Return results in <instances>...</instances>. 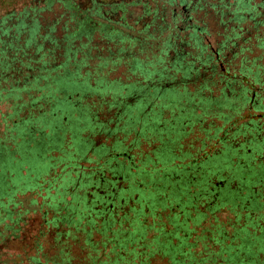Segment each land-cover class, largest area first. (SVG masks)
I'll return each mask as SVG.
<instances>
[{"label":"trees","instance_id":"16d2710c","mask_svg":"<svg viewBox=\"0 0 264 264\" xmlns=\"http://www.w3.org/2000/svg\"><path fill=\"white\" fill-rule=\"evenodd\" d=\"M0 120V264H264V0L1 9Z\"/></svg>","mask_w":264,"mask_h":264},{"label":"rangeland","instance_id":"374dc122","mask_svg":"<svg viewBox=\"0 0 264 264\" xmlns=\"http://www.w3.org/2000/svg\"><path fill=\"white\" fill-rule=\"evenodd\" d=\"M21 0H0V10L2 9H11L12 7H14V5L16 3H19ZM5 109V106H2V110ZM101 121H106L103 118H100ZM2 123L0 120V133H1V127ZM110 126V125H109ZM84 136L87 137L88 140H90L91 144H93L92 146H96L97 148L101 149L103 148L102 145L105 146H110L111 143L114 140V135L112 138H107L104 135H92V134H88L85 133ZM145 147V146H144ZM144 147H142V149H144ZM185 150H187L186 148H184ZM57 154H54V156H56ZM88 165V164H85ZM69 181V180H68ZM24 198V197H23ZM221 218H223V216H221ZM25 219V223L26 226H20V232H19V237L16 238L15 240H12V238H10L11 240H9L6 244V250H7V255H13L16 256L18 254L21 255L22 258L23 257V252L26 253V255H32V248H33V243H34V235L36 234V232L39 229V226H35L38 225L39 223H41L42 219H41V215L40 212H35V213H29L26 215ZM29 225H33V226H29ZM1 229L4 228V226H0ZM52 231L54 232H65L66 231V226H58V228L56 229H52ZM54 232H52V234L54 235ZM45 239H47V236L45 237ZM43 239V240H45ZM92 239L94 240L95 243L97 244H101V234L96 232L95 234H93ZM22 240V241H21ZM73 250V254H75V256H78V251L74 248H72ZM45 255L49 256V253H51V256L53 255L52 252H43ZM16 260V259H15ZM100 261H102V258H100ZM75 263V262H73ZM25 264V263H23ZM76 264V263H75ZM155 264V263H153ZM156 264H161L158 263V260L156 262Z\"/></svg>","mask_w":264,"mask_h":264},{"label":"flooded vegetation","instance_id":"af4514ba","mask_svg":"<svg viewBox=\"0 0 264 264\" xmlns=\"http://www.w3.org/2000/svg\"><path fill=\"white\" fill-rule=\"evenodd\" d=\"M97 175H99V173L97 172L96 169H91L90 173L88 174V176L91 177L92 179H94V177H98L99 180H100V182L104 183L105 181H103V180H105V179L102 178V175L101 176L100 175L97 176ZM104 178H108V176H106ZM84 179L87 180V182H88V179L89 178L84 177ZM91 190L94 191V192L97 191V193L99 195L102 193V191H99V188H97V187H95V188L94 187H91ZM90 197H92V195ZM100 221L101 222L100 223H96V225H93L90 222H85V223H82L81 225H75L73 223H63V224H59V226H112L109 223H107L106 215L105 214H104L103 217L100 218ZM29 226H33V225H29ZM35 226H41V223H39L38 225H35ZM108 228L110 229V227H108ZM109 232L111 233L112 230L110 229Z\"/></svg>","mask_w":264,"mask_h":264}]
</instances>
